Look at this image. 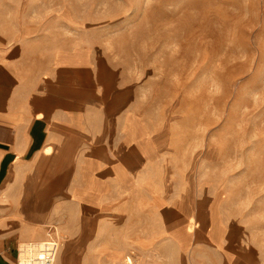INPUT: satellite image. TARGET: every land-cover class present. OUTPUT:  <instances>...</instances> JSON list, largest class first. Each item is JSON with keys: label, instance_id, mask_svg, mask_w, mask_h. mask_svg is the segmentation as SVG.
Here are the masks:
<instances>
[{"label": "crops", "instance_id": "1", "mask_svg": "<svg viewBox=\"0 0 264 264\" xmlns=\"http://www.w3.org/2000/svg\"><path fill=\"white\" fill-rule=\"evenodd\" d=\"M65 35L0 41V264L49 226L54 264H264L237 211L177 168L128 70Z\"/></svg>", "mask_w": 264, "mask_h": 264}, {"label": "rangeland", "instance_id": "2", "mask_svg": "<svg viewBox=\"0 0 264 264\" xmlns=\"http://www.w3.org/2000/svg\"><path fill=\"white\" fill-rule=\"evenodd\" d=\"M31 33L125 67L177 168L264 248V0H0V41Z\"/></svg>", "mask_w": 264, "mask_h": 264}, {"label": "built area", "instance_id": "3", "mask_svg": "<svg viewBox=\"0 0 264 264\" xmlns=\"http://www.w3.org/2000/svg\"><path fill=\"white\" fill-rule=\"evenodd\" d=\"M62 240L56 228L49 226L45 238L29 241L18 248L17 264H54Z\"/></svg>", "mask_w": 264, "mask_h": 264}, {"label": "bare ground", "instance_id": "4", "mask_svg": "<svg viewBox=\"0 0 264 264\" xmlns=\"http://www.w3.org/2000/svg\"><path fill=\"white\" fill-rule=\"evenodd\" d=\"M36 241H37V240H36ZM28 242H29V241L22 243V244H21V247H22L23 245H25L26 243H28Z\"/></svg>", "mask_w": 264, "mask_h": 264}]
</instances>
